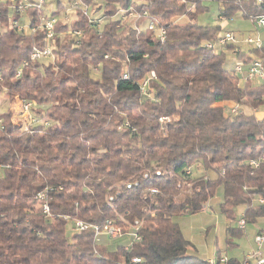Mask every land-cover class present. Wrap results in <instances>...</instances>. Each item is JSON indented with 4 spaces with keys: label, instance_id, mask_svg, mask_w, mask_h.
<instances>
[{
    "label": "trees",
    "instance_id": "1",
    "mask_svg": "<svg viewBox=\"0 0 264 264\" xmlns=\"http://www.w3.org/2000/svg\"><path fill=\"white\" fill-rule=\"evenodd\" d=\"M73 1L52 0L50 15L58 18ZM79 1L74 19L56 21L47 40L43 9L14 14L0 0V96L34 102L47 122L24 131L9 109L0 113V264H128L133 257L190 264L191 243L172 219L202 211L217 188L225 218L240 205L246 221L264 216V160L250 165L264 156V86L240 84L235 59H226L230 51L264 63V47H252L253 56L234 43L226 51L206 47L221 31L197 22L206 0ZM210 1L226 20L264 14V0ZM129 11L140 14L130 24ZM149 19L165 30L163 42L146 27ZM47 47L52 61L30 60L33 49ZM151 72L144 95L140 85ZM228 102L238 104L234 114ZM162 116L171 118L166 126ZM46 187L51 217L36 198ZM64 216L99 227L110 219L123 231L137 221L141 239L108 249L91 227L68 236Z\"/></svg>",
    "mask_w": 264,
    "mask_h": 264
},
{
    "label": "built area",
    "instance_id": "2",
    "mask_svg": "<svg viewBox=\"0 0 264 264\" xmlns=\"http://www.w3.org/2000/svg\"><path fill=\"white\" fill-rule=\"evenodd\" d=\"M5 1V0H4ZM10 1V8L12 10V13L14 14H22L26 9L29 7H35L37 9H43L44 14L40 17V28H42L45 31L46 39L49 40L53 37V30L54 25H56V21L62 20L64 22H69L67 14V11L69 9H75L79 7V0H74L72 4L68 5L69 7L64 10L61 14H63V19H61V16L59 18L54 16H49L47 14L48 10L46 9V1L45 0H6ZM260 2V0H256ZM83 8V7H82ZM87 8L84 7V13L87 14L90 22L93 20L89 16ZM145 13H143L144 15ZM128 15H134L135 18H138L140 14H135L132 11L128 12ZM251 20V22L254 24L255 29L257 33L252 37H247L244 44H248L253 48H261L264 47V36L261 35L260 32H264V14L262 15H252L248 16ZM219 19H224L221 16L218 17ZM14 27H16L18 30H21L25 33H31L35 31V29L30 28L29 22H20L17 20H11ZM146 27L153 31L152 34L159 39L161 42L165 39V30L162 27H159L157 22L154 20H150L146 23ZM75 35H80L79 32L74 31ZM234 43L236 44V38L232 31H220L218 33L216 39L214 41L206 42L205 46L208 48H213L215 50H221L226 51L225 46L226 44ZM51 57L53 60V55L50 47L45 48L44 50L39 49H33L30 60H42L43 58H49ZM27 64V61H23L20 65L16 76H20L21 69L24 65ZM154 73V72H153ZM152 72L149 74V76L142 82L140 85V90L144 95H147V86H148V80L150 78L155 77V74ZM233 73L238 78L239 83H244L246 81L253 82L258 85L264 86V63L262 60L259 59H253L249 62H244L242 60H236L234 61L233 65ZM127 75L124 74V78H126ZM32 108H34V102L27 100V99H17L14 102L10 104L9 111L11 112V122L16 127H19L23 129L24 131H28L31 127L35 126H43L45 127L47 125V122L44 120H40L37 118V116L32 111ZM239 108L238 104L231 103L226 107V112L228 114H234V112L237 111ZM159 122L166 126L171 121L170 117L162 116L159 119ZM3 126V119L0 117V128ZM264 160V156L260 157L259 159H253L250 160V165L253 167L258 166L260 161ZM160 172L156 171V175H159ZM185 174L187 176L191 175V167H188L185 170ZM145 177L147 174L144 175ZM188 187L190 186V182L186 181L184 182ZM137 185V184H134ZM127 187H131V185H127ZM51 188L46 187L43 190H40L36 192V198L38 200L42 201V211L49 217H51V213L49 211L48 201L50 200L49 191ZM148 192L151 195L158 194V190L155 188H149ZM259 203H264V200L261 198L259 199ZM205 208V207H204ZM67 220V223L70 224L71 230L74 233H79L84 229H87L89 227L93 228L94 230V240L96 243H99L101 238H106L109 243H116L115 247L119 244L124 246V249H127L133 242L139 241L141 239L140 235L138 234L139 229V223L135 221L133 225H131L126 231H123L122 227L118 224H115L112 220L108 219L105 221V224L102 227H99L97 225H90L85 223L84 221H81L78 219L71 220L69 217L64 216ZM66 223V224H67ZM238 227L241 230L245 229L246 226V220L245 217L242 215L237 221ZM108 243V244H109ZM107 244V245H108ZM244 258L240 262V264H264V232H258L254 236V248L245 254L243 256ZM141 262V258L139 257H133L131 258L130 262L128 264H138ZM229 258H226V256H219L215 257L213 259H210L206 262V264H228Z\"/></svg>",
    "mask_w": 264,
    "mask_h": 264
},
{
    "label": "rangeland",
    "instance_id": "3",
    "mask_svg": "<svg viewBox=\"0 0 264 264\" xmlns=\"http://www.w3.org/2000/svg\"><path fill=\"white\" fill-rule=\"evenodd\" d=\"M46 1V9L48 10L47 14L50 16L51 9L54 8V3L52 0ZM99 1V0H96ZM203 5L207 8L205 12H202L198 15L197 22L200 25L205 26H221L222 31H232L236 38V46L240 49L245 56H253L252 47L248 44H244L247 37L254 36L257 31L254 24L250 19L242 17L239 13L230 19H219V5L215 1L206 0ZM69 16L68 20L74 19V9H69L67 11ZM100 15V12H99ZM63 19V14H60ZM124 19V18H122ZM135 19L134 15L125 17L124 22L133 23ZM263 35V32H260ZM234 56V57H233ZM227 60H237V57L233 55L230 51H226ZM240 60V59H238ZM45 64L49 61H52V58H43ZM243 84V83H242ZM10 108L8 101L1 95L0 96V113L4 112L6 109ZM263 112L257 111L256 115L261 117ZM201 172V170H200ZM222 189L221 187L217 188L214 197L209 200L203 208L202 211L197 213H185L178 216H175L172 220L178 224L182 234L189 238L191 246L194 247L199 253H207L208 244L211 240V235L221 236L224 232L226 225H235L236 218L240 216L241 211L244 210L245 206L240 205L235 207V217L230 220L225 218L223 214L220 213L219 203L222 201ZM215 229V232L212 231ZM66 233L68 236H71L74 232L71 230L70 224L66 225ZM114 244V243H111ZM116 244V243H115ZM115 244L111 248L115 247Z\"/></svg>",
    "mask_w": 264,
    "mask_h": 264
},
{
    "label": "crops",
    "instance_id": "4",
    "mask_svg": "<svg viewBox=\"0 0 264 264\" xmlns=\"http://www.w3.org/2000/svg\"><path fill=\"white\" fill-rule=\"evenodd\" d=\"M262 34V36H264V32ZM231 103L232 102L226 103V106ZM243 211H241L240 216L243 215ZM240 216L236 218L235 225H226L220 237L215 234L211 235L207 253H199L191 244L187 251V255L190 256L192 260L190 264H206L208 260L219 256H226V258L231 260L232 264H240L244 258L243 256L254 248V236L258 232H264V216L257 217L254 221L247 220L245 229L242 231H240L237 223ZM212 231L215 232V229ZM186 239L189 241V238ZM112 245L114 244L109 243L107 245L108 249L115 248H111Z\"/></svg>",
    "mask_w": 264,
    "mask_h": 264
}]
</instances>
